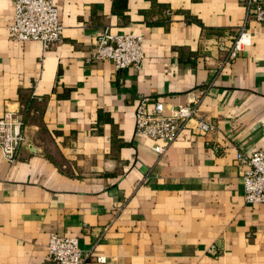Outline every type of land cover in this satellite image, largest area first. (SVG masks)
Masks as SVG:
<instances>
[{
    "label": "crops",
    "instance_id": "0c3cea01",
    "mask_svg": "<svg viewBox=\"0 0 264 264\" xmlns=\"http://www.w3.org/2000/svg\"><path fill=\"white\" fill-rule=\"evenodd\" d=\"M55 2L61 39L44 49L10 36L0 0V116L17 111L27 141L13 164L0 155V264H52L50 232L102 264H264V204L244 201L236 160L264 148V23L223 60L240 0ZM104 27L142 35L138 67L86 61ZM143 96L196 109L160 155L135 132Z\"/></svg>",
    "mask_w": 264,
    "mask_h": 264
},
{
    "label": "built area",
    "instance_id": "2783aa9c",
    "mask_svg": "<svg viewBox=\"0 0 264 264\" xmlns=\"http://www.w3.org/2000/svg\"><path fill=\"white\" fill-rule=\"evenodd\" d=\"M244 6L243 25L230 44L221 39L215 42L223 54V60L235 58L251 43V35L245 26L248 22L264 23V0H240ZM12 18L8 25L10 36L26 42L40 41L44 49L61 39L62 24L58 17L55 0H10ZM141 34L112 33L104 27L94 37L87 51V62L111 61L116 70L129 66L138 67L144 58ZM196 109L189 104L166 107L162 102L143 96L134 111V127L138 135L149 138L155 154H163ZM23 120L17 111L7 110L0 116V155L9 164L16 161L21 146L27 145L22 131ZM214 125L196 118V129L204 133ZM236 160L241 166L243 199L245 202L264 204V148L237 152ZM46 256L52 264H85L89 258L97 264L106 262L104 255L96 254L94 248L83 251L77 236H65L50 232L45 246Z\"/></svg>",
    "mask_w": 264,
    "mask_h": 264
}]
</instances>
